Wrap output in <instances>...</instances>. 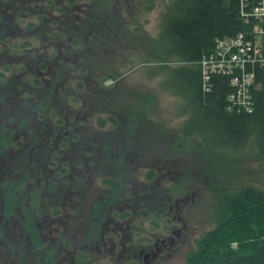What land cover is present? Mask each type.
<instances>
[{
	"label": "rangeland",
	"instance_id": "obj_1",
	"mask_svg": "<svg viewBox=\"0 0 264 264\" xmlns=\"http://www.w3.org/2000/svg\"><path fill=\"white\" fill-rule=\"evenodd\" d=\"M115 1L122 4L127 14L126 27L130 31L122 44H110L111 52L100 57L98 51H91L94 63L112 70L115 75L104 79L94 74V78L89 71L87 78L81 77L86 85L84 92L72 87L70 90L79 102L55 106L57 118L66 124L68 121L70 129L79 128L74 131L77 138L71 141L73 151H68L63 163L60 157L52 161L54 153L46 155L45 170L33 171L31 175V195L33 202L38 198V205L23 203L21 208L24 212L34 213L38 208L51 213L55 207L63 206L71 216L64 219L65 230L79 231L80 234H75L80 244H88V249H83L88 254L87 260L82 264H185L197 239L223 219L226 195L234 194L245 185L264 188V150L251 139L243 148L215 151L205 146L200 134L186 136L184 127L189 117L186 101L165 87L163 72H154L160 64L179 65L176 58H167L162 53L159 42L170 0ZM52 2L63 5L61 0ZM79 3L80 7L85 5L83 0ZM49 7L53 8L51 4ZM31 14L30 10V18H35ZM13 26L8 23L10 32L5 35L16 34ZM15 39H0V44H5L11 52L14 49L10 46L21 41ZM47 41L48 38L45 50L49 53L53 49ZM0 49V63L9 68L16 57L3 46ZM35 58L38 60L29 64V70L33 76L43 78L45 95L49 92L51 76L38 71L40 68L34 62L40 58ZM77 59L81 66V54ZM48 65L54 68L49 60ZM1 70L2 67L0 92L5 94L6 84L13 87L7 102L11 105L7 108L15 116L18 98L21 100L22 93L33 87L29 84L20 91L24 87V75L10 70L2 78ZM8 94L0 96V107L6 106L2 102ZM4 112L0 108V118ZM23 114L28 116L25 111ZM70 114L76 119L65 117ZM110 116L117 125L109 121ZM99 117L107 121L106 126L99 124ZM23 125L20 123L17 130L23 137L32 136L26 139L30 146L42 141V137L50 138L44 130L54 136L57 128L62 129L50 119L34 120L26 128ZM37 126L42 128L38 135L32 133ZM78 136L89 137L84 138L85 142L93 143L86 148L91 153L89 157L79 155ZM41 160L42 164L46 161ZM64 166L66 171L62 170ZM108 178H121L123 192L109 187L105 183ZM53 183L56 185L51 187ZM117 212L119 217L114 214ZM107 219L106 230L116 226V231L126 234V243L119 244L116 251L101 253L91 242ZM130 232L133 234L129 235ZM158 238H168L163 250L154 245ZM141 249H153L157 252L156 258L146 262L139 255Z\"/></svg>",
	"mask_w": 264,
	"mask_h": 264
},
{
	"label": "trees",
	"instance_id": "obj_2",
	"mask_svg": "<svg viewBox=\"0 0 264 264\" xmlns=\"http://www.w3.org/2000/svg\"><path fill=\"white\" fill-rule=\"evenodd\" d=\"M52 1L0 0V39L21 40L10 46L14 49L11 52L5 44H0L16 57L9 68L2 63L0 67L2 78L10 70L24 75L25 83L20 91L29 84L33 87L22 93L21 100L18 98L16 115L10 118H18L24 125L37 119H50L64 129L57 128V133L64 137L56 148L58 154L53 158L56 160L62 158L60 152L70 151L72 146L66 137L69 135L66 123L57 118L55 106L79 102L70 90L72 87L84 92L86 85L81 77L87 78L89 71L94 78L95 75L104 79L114 77L112 70L94 63L91 51H98L100 57L111 52L110 44H122L130 30L126 27L127 14L122 4L115 0H83L82 7L80 0H61L62 6ZM30 10L35 18H30ZM8 23L14 25V36L5 35L10 32ZM248 27L241 0H170L159 35L162 53L167 58H176L179 65L160 64L154 72H163L165 87L186 101L189 117L184 134H200L211 150L240 149L251 139L264 150V67L257 68V86L251 91V111L246 107L239 109L229 101V95L236 89L231 75L214 73L206 79L204 74L203 57L216 50L218 39L236 36ZM46 38L53 49L49 53L45 50ZM80 54L82 65L78 66ZM58 55L63 57L59 59ZM35 57L40 58L34 62L40 68L38 71L51 76L49 92L45 95L42 93L45 90L43 78L33 76L29 70V64L38 60ZM21 104L29 108L24 109ZM65 117L76 119L72 114ZM109 118L116 124L113 116ZM106 123L99 117L102 127ZM70 130L75 136L74 128ZM39 131L42 133V128L37 126L32 133L38 135ZM111 185L115 192H123L121 178H114ZM224 202L227 209L223 219L197 239L185 264H264V188L242 186L234 194L226 195Z\"/></svg>",
	"mask_w": 264,
	"mask_h": 264
},
{
	"label": "flooded vegetation",
	"instance_id": "obj_3",
	"mask_svg": "<svg viewBox=\"0 0 264 264\" xmlns=\"http://www.w3.org/2000/svg\"><path fill=\"white\" fill-rule=\"evenodd\" d=\"M6 86V89L3 90L5 94L0 92V96L3 95V97L6 92H9V96H6L5 101L2 102L3 105L6 103V106L0 107L1 109L4 108L5 112L3 114L7 115L0 118V264H82L84 260H87L88 254L83 249H88V244H80L79 237L75 234H78L79 231L67 232L65 230L64 219L71 216L63 209V206L55 207L51 213H45L38 208L34 213L22 211L23 203H28L30 206L31 203L32 205H38V198L33 202V195H31L33 185L31 175L33 171L45 170L46 155L54 153V158L58 154L56 148H59V141L64 136L57 132L54 136H51L52 133L48 134L44 130L43 133L50 136V138L45 139L42 137V141L30 146V142L26 139L32 138V136L25 135L23 137L17 130V126L21 122L18 118L11 120L14 118L9 116L13 114L7 108V106L11 105V102L10 105L7 102L11 99L12 93L10 91H12L13 87L8 84ZM0 87H2L1 83ZM16 104L15 106L13 104V106L17 109L20 103L17 101ZM85 120H88V118ZM65 126L67 132H69L66 137L70 139V146H72L71 141L75 140L77 135L73 136L68 121ZM23 127L26 128V125H23ZM76 129L78 130L79 128L75 126L74 131ZM61 130L64 129L62 128ZM84 138L86 140L90 139L86 136H78L77 146L81 150L78 152L83 157H87V155L89 157L91 153L86 152L88 151L86 148L93 143H86ZM93 152L96 154L95 151ZM67 153L70 152H60V154H63L62 163ZM41 158L46 160L43 164L41 163ZM33 162H36L37 165H31ZM62 170L66 171L65 166ZM113 180L114 178L105 180V183L112 189ZM78 183H82V181ZM55 185L56 183H53L51 187ZM47 187L49 188L48 185ZM35 205L33 206L35 207ZM114 214L119 217V212ZM124 214H121V216L123 217ZM75 217L77 218V215ZM107 224H109L108 219L104 223L102 222L101 228L91 242V246H96L101 253L116 251L119 244L125 246L126 243L124 240L127 237L126 234L116 231V226H113L112 228L114 229L112 230H106ZM132 234L131 232L129 233V235ZM85 236L86 233L82 238ZM68 238L69 240H67ZM167 241L168 238H158L154 245L157 249L163 250L164 247H167ZM139 255L146 262H150L151 257L156 258L157 252H153V249L150 251L149 249H141Z\"/></svg>",
	"mask_w": 264,
	"mask_h": 264
},
{
	"label": "built area",
	"instance_id": "obj_4",
	"mask_svg": "<svg viewBox=\"0 0 264 264\" xmlns=\"http://www.w3.org/2000/svg\"><path fill=\"white\" fill-rule=\"evenodd\" d=\"M246 31L218 39L216 50L203 57L205 78L214 73L231 75L236 88L229 101L251 111L252 88L257 86V68L264 67V0H241Z\"/></svg>",
	"mask_w": 264,
	"mask_h": 264
}]
</instances>
